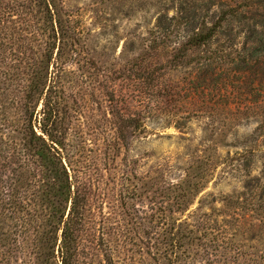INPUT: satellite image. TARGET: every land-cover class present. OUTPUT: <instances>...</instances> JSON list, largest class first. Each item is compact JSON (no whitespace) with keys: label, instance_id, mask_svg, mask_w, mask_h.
Masks as SVG:
<instances>
[{"label":"rangeland","instance_id":"1","mask_svg":"<svg viewBox=\"0 0 264 264\" xmlns=\"http://www.w3.org/2000/svg\"><path fill=\"white\" fill-rule=\"evenodd\" d=\"M30 1L25 10L29 1L0 0V195L25 166L13 153L21 138L5 128L23 112L50 35L44 9ZM56 3L68 42L49 70V109L96 214L81 261L106 264V252L116 264H165L181 229L190 264H264V208L255 203L264 201V64H238L244 25L227 27L181 63L189 33L176 25L178 0ZM191 3L192 12L207 9ZM10 37L28 39L10 46ZM215 51L232 57L209 63ZM28 165L29 178L39 174ZM6 202L0 199V264H44L43 238L16 236L22 216Z\"/></svg>","mask_w":264,"mask_h":264},{"label":"trees","instance_id":"2","mask_svg":"<svg viewBox=\"0 0 264 264\" xmlns=\"http://www.w3.org/2000/svg\"><path fill=\"white\" fill-rule=\"evenodd\" d=\"M27 1L31 5L27 7L23 4L20 8L29 10L32 1L24 0V2ZM196 1L178 0L176 25L189 33L187 41L179 50L180 53L176 58L178 62L183 63L191 54L199 56L202 50L209 48L217 41L219 35L225 33L227 27H232L236 23L244 25L242 28L245 33L244 49L237 60L238 64L245 66L264 64V15H261L264 10V0H202L207 9L197 10L198 6L197 9L193 7L192 12L189 6L191 2L195 4ZM34 6L44 9L42 12L45 30H49L50 35L48 42L45 43V54L41 61L37 62L36 59V70L27 87V94L23 97L25 100L23 112L12 128H5L6 131L10 130L21 138L19 152L14 147L13 153H19L18 155L22 156L25 166L19 167L20 173L16 179L5 182L3 180L6 191L0 195V199L4 200L6 197L5 206L15 210V217L22 216V218H16L18 221L16 227L21 225V228L14 232L16 236L43 238L39 240V245L46 257L43 259L44 264H85L81 261L84 254V251H81V243L93 236L91 233L96 219L95 210L90 202L91 189L83 186L78 177L71 173L69 156L64 153L66 150L64 142L57 138L61 129L60 121L49 109V93L51 94L49 70L51 66L57 65L63 56L66 42H68V31L56 0H35ZM212 10H215L214 13H210ZM202 11L206 13L204 16L198 14ZM37 14H40L39 10ZM1 36L2 34H0V41L6 39ZM11 37L8 42L10 46L14 44L13 41L25 42L28 39L14 40ZM1 43L3 45V42ZM229 43H231L230 39ZM23 54L25 56V52ZM210 55L209 63L213 64L223 58L227 60L232 57L224 55L221 51L212 52ZM35 100L36 110L41 102H44L40 120L35 114L36 110L33 111L30 107ZM0 115L4 117L5 114L0 111ZM1 121L7 123L8 119ZM132 121L136 123V120ZM260 131H264V123ZM28 163L32 165L30 166L32 168L37 167L39 174L29 178ZM31 188L35 192L28 196ZM181 199L188 200L187 194L183 193ZM262 202V204L255 203L264 208V201ZM250 204L253 202L250 203L248 198L242 203V205H248L246 207ZM6 210L8 211V208ZM184 212L185 210H181V213ZM187 237V233L181 229L177 230L176 239L172 238L171 249L164 257L165 264H190L188 262L190 257L184 250L186 245L184 241L189 239ZM263 239L260 238V240ZM104 257L106 264H116L114 258L106 252Z\"/></svg>","mask_w":264,"mask_h":264}]
</instances>
